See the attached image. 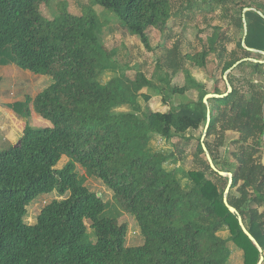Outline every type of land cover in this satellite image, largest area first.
I'll use <instances>...</instances> for the list:
<instances>
[{
  "label": "trees",
  "instance_id": "1",
  "mask_svg": "<svg viewBox=\"0 0 264 264\" xmlns=\"http://www.w3.org/2000/svg\"><path fill=\"white\" fill-rule=\"evenodd\" d=\"M48 2L0 0V67L14 64L51 78L34 97L9 106L24 120L35 113L49 125L25 121L18 141L0 150V264H228L229 243L242 251V264H257L260 252L223 202L228 178L207 160L202 168L183 170L175 148L157 150L152 141L159 137L170 143L189 131L203 132L209 114L204 144L215 166L232 173L228 203L264 255V54L259 52H264V17L258 12L264 14V2L186 0L176 7L174 0H90L76 14L60 1L56 15L47 18L40 6ZM94 5L112 13L147 50L148 29L162 32L183 14L198 11L218 22H206L212 33L199 51L183 53L179 44L167 49L157 65L165 68L164 76L156 75L155 81L141 71L130 77L116 64L102 41ZM245 7L249 10L243 13ZM243 14L245 44L259 51L242 46ZM210 56L221 76L240 59L257 61L239 63L228 74L231 92L209 98L206 105V94H224L227 87L209 91L184 62L204 68ZM179 71L184 84L172 85ZM192 90L196 99L166 112L148 105L152 94L147 91L167 104L172 95ZM228 131L236 133L231 143L237 147H226L223 155V141L213 137ZM201 135L197 157L204 154ZM63 156L67 161L58 168ZM77 165L86 176L100 179L133 216L142 244L126 245L127 224L117 214L105 215L107 203L85 185ZM53 191L62 198L45 204L35 222L26 223L31 201Z\"/></svg>",
  "mask_w": 264,
  "mask_h": 264
},
{
  "label": "rangeland",
  "instance_id": "2",
  "mask_svg": "<svg viewBox=\"0 0 264 264\" xmlns=\"http://www.w3.org/2000/svg\"><path fill=\"white\" fill-rule=\"evenodd\" d=\"M60 1H65L71 12L79 14L81 13L83 6L88 4L90 0H49L48 3L41 4V13L47 18H52L58 11V4ZM183 1L186 0H174V5L177 7ZM257 1L264 2L263 0ZM197 2H201V0H197ZM94 9L103 24L101 32L102 41L106 48L113 53L112 55L116 64L125 68L126 74L130 77H133L136 72L141 71L149 78L154 77L155 81H157L156 75L164 76L165 68L161 69L157 65L164 62V54L167 49L171 48L174 44H179L183 53L188 52L193 54L199 51L204 43H206L207 37H210L212 33V28L206 26V22L211 24H217L218 22L213 15H206V13L198 11L188 15L183 14L182 16L175 18L170 26L165 28L162 32L156 28H149L147 33L151 49L147 50L139 40L138 36L128 34L112 13L104 10L98 5H94ZM205 15L207 19L203 20ZM201 21V30H198L196 24ZM233 45L234 44L230 43L228 47L232 48ZM213 58V56L209 57L207 65L204 68L192 66L188 60H185L184 66L190 68L196 79L204 82L209 91L215 86L223 91L226 84L224 83L223 76H221L220 65ZM2 67L3 69H0V88L2 85L8 87V90L11 89L13 94H10L9 91L3 93L0 89V100L2 96H5L6 100L12 102H16L19 98L23 99L26 95L34 97L37 92L41 91L51 81V78L47 75H36L28 71L26 72L12 64ZM235 74L240 78H243L244 76L243 71H238ZM109 76H111V74L105 76L104 79H108ZM15 79H17V81L13 82ZM170 82L172 85H183L184 73L179 71L171 77ZM15 84H20L18 89L21 91L17 88L14 89L16 86ZM146 90L147 89H143L142 92H145ZM147 92L152 94V97L148 102L149 107L153 111L161 112H166L169 108L174 107L187 99L197 98L196 91L192 90L186 92L184 95H172L169 98L168 103L165 104L160 95H157L152 91ZM139 101L141 104H144L142 98H140ZM6 108L9 110V117L5 115L6 118L0 112V150L6 149L11 144H14L10 140H15L20 136L25 121H28V123L33 126H44L48 124V121L45 123V121L35 113L29 116L27 120H24L17 116L9 106L6 105ZM2 124L6 125L4 129L1 127ZM201 134V129L189 131L185 134L184 138L175 137L170 143L164 141L162 138L156 137L152 141V145L157 150H169L172 147L175 148L176 155L179 158L177 165L183 170L202 168V162L206 160L205 153L198 157L194 154L198 138ZM234 137H236V133L232 131L226 132L224 136L220 132H217L213 139L218 143H222L223 141V144L220 147L223 154L225 153L224 149L226 147H229L230 150L236 149L237 144L235 145L234 143H231ZM172 143L174 144L173 146H171ZM230 159L233 161L232 157H230ZM261 160L264 163V151ZM66 161L67 157L63 156L57 167L60 168ZM77 172L78 175L85 177V185L91 191L98 193L103 201L107 203L108 207L105 215L108 217H114V215L117 214L116 216L118 217L119 222L127 224L126 245L137 246L142 244L143 236L139 231L135 219L120 208L113 197L112 191L105 186L100 179L86 176L84 169L79 165H77ZM60 198L62 197L58 195L56 191L47 194H40L35 197L27 206V214L24 218L25 222L28 224L34 223L38 213L45 204L53 199ZM260 210H264V206L261 207ZM86 224L88 225V222H86ZM220 234L224 237L227 236L226 231L220 232ZM229 245L232 251L228 264H242V251L236 248L232 243H229ZM262 264H264V261Z\"/></svg>",
  "mask_w": 264,
  "mask_h": 264
},
{
  "label": "water",
  "instance_id": "3",
  "mask_svg": "<svg viewBox=\"0 0 264 264\" xmlns=\"http://www.w3.org/2000/svg\"><path fill=\"white\" fill-rule=\"evenodd\" d=\"M247 10H249V8L245 7V8L243 9V13H245ZM258 12H259V14H260L261 16L264 17V14H263L261 11H258ZM242 20H243V29H244V36H243L242 41H241L242 46L245 47V48H247V49L250 50V51H253V52L259 51V50H256V49H253V48H249V47L246 46V44H245V35L247 34V25H246V21H245L244 14H243ZM259 52L262 53V54H264V52H262V51H259ZM245 60H253V61H257L256 59H252V58H243V59H240V60L236 61V62H235L230 68H228V69L224 72V74H223V79H224V82H225L226 87H227V92H225L224 94H216V93H208V94H206V95L204 96V98H203V102H204L206 105H207V103H208L207 100H208L209 98H212V97H222V96L226 95L227 93L231 92L232 87H231L230 82H229V80H228V74H229V73H230V72H231V71H232V70H233V69H234L239 63H241L242 61H245ZM209 121H210V116H209V114H208V116H207V121H206V124H205L204 130H203V132H202L201 139H200L201 144H202V148H203L204 153H205V156H206V160H207V162H208V164H209V166H210V168H211L212 170L218 172L219 175L228 178V183H227V186H226V188H225V190H224V194H223V202H224V204L227 206V208L229 209L230 212H232V213H234V214L237 215V218H238L239 224H240V226H241L243 232L248 236V238L251 240V242L256 246V248H257L258 251L260 252V257H259V260H258L257 264H262V262H263V260H264V255H263V252H262V248H261V246L259 245V243L257 242V240L251 235V233H249V231L247 230V228H246L245 225L243 224L242 218H241V216L238 214L237 210H236L232 205H230V204L228 203V200H227V195H228V192H229V190H230V186H231V184H232L233 175H232L231 172H225V171L219 170V169L215 166V164H214V162H213V160H212V158H211V156H210V154H209V151L207 150V148H206V146H205V144H204V139H205L206 132H207V129H208V126H209ZM18 143H19V142H18Z\"/></svg>",
  "mask_w": 264,
  "mask_h": 264
},
{
  "label": "crops",
  "instance_id": "4",
  "mask_svg": "<svg viewBox=\"0 0 264 264\" xmlns=\"http://www.w3.org/2000/svg\"><path fill=\"white\" fill-rule=\"evenodd\" d=\"M263 1H264V0H263ZM12 65L15 66L14 64H12ZM15 67H17V66H15ZM0 69L2 70L3 67H0ZM17 70H18V69H17ZM23 71H24V70H23ZM26 72H27V71H26ZM28 72H29V71H28ZM14 77H15V75H14ZM16 81H17V79H15L13 82H16ZM20 84H21V83H20ZM20 84H15L16 86L14 87V89H15V88L18 89V88L20 87ZM2 86H3V85H2ZM2 86H1L0 89H1V91H2L3 93L9 91L10 94H13V93H12L13 91H12L11 89L8 90V87H4V86L2 87ZM21 86H22V85H21ZM18 90L21 91L20 89H18ZM20 97H21V96H20ZM23 99H24V98H23ZM23 99H20V98H19V99H17V101H21V100H23ZM14 102H15V101H14ZM12 103H13L12 101H10V100H6V99H5V96H2V97H1V100H0V112H1L4 116L6 115L7 117H9V116H8V113H9L8 111H9V110L6 108V105H7V106H10ZM6 116H5V117H6ZM37 116H38V115H37ZM7 117H6V118H7ZM45 123H46V121H45ZM1 127L4 129V128L6 127V125H5V124H2ZM18 139H19V137H17L15 140H10V141L13 142V143H15V142L18 141Z\"/></svg>",
  "mask_w": 264,
  "mask_h": 264
}]
</instances>
